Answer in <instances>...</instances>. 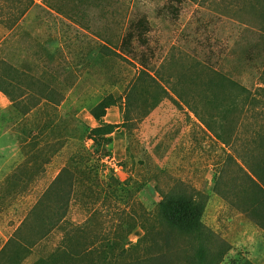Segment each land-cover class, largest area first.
Here are the masks:
<instances>
[{
	"label": "rangeland",
	"instance_id": "374dc122",
	"mask_svg": "<svg viewBox=\"0 0 264 264\" xmlns=\"http://www.w3.org/2000/svg\"><path fill=\"white\" fill-rule=\"evenodd\" d=\"M35 1L14 31L0 24V61L43 80L63 93L64 100L59 107H37L24 117L26 105L44 102L43 98L31 94L28 83L21 84L27 98L16 105L0 91V138L7 144L4 136L10 133L16 140L14 145L7 144L9 162L0 172V249L9 240L13 244L5 259L11 253L13 260L24 259L25 249L16 241L29 246L37 219L24 230L23 241L16 231L61 170H73L78 163L86 173L84 182L93 190L85 191L87 205L81 197L71 199L67 227L89 221L91 239L111 238L122 211L133 204L136 210L140 204L153 212L162 200L158 189L167 193L183 182L209 196L203 221L215 235L211 248L226 249L221 264H264V199L256 196L242 170L250 138L264 124V94L258 91L263 86L264 0H47L60 7L63 15L49 12L46 0ZM141 18L150 28L147 44H135L136 57L159 71L164 87L194 90L211 72L248 88L246 113L229 112L223 99L211 111L223 123V130L217 128L230 135L229 145L217 140L186 104H175L171 98L147 117L133 116L126 127L123 109L111 107L106 122L122 125L112 135V143L88 139L98 127L91 109L110 94L123 97L141 67L136 58L108 56L101 47L109 41L112 46L118 44ZM181 74L202 79L194 76L193 85L177 84ZM234 85L225 83V92H240ZM204 111L211 114L208 108ZM224 115L227 118L222 121ZM49 121L54 130L43 137L39 127ZM45 157L48 163L43 162ZM32 172L37 174L30 179ZM14 176L23 182L9 188L13 192L8 195L4 181ZM141 227L139 223L130 235V245L143 237ZM62 236L55 231L33 250L46 255ZM99 247L96 244L94 249ZM179 247L172 254V264H187L178 250L189 245L181 242ZM144 256L141 253L138 259Z\"/></svg>",
	"mask_w": 264,
	"mask_h": 264
},
{
	"label": "trees",
	"instance_id": "16d2710c",
	"mask_svg": "<svg viewBox=\"0 0 264 264\" xmlns=\"http://www.w3.org/2000/svg\"><path fill=\"white\" fill-rule=\"evenodd\" d=\"M34 6H36L35 0H0V24L3 23L10 31H14ZM45 7L49 12L57 10L58 14L63 15V10L60 7L51 5L47 0ZM3 18L8 23H4ZM149 28L146 18H141L129 26V30L118 44L112 46V42L109 41L101 47L108 56L116 54L124 60L136 58L141 67H139L134 81L124 91L123 97L118 99L110 94L91 109V115L97 122L98 127L91 130L88 139L96 142L98 139L103 138L112 143V135L122 125L106 122L111 107L117 106L123 109L125 121L123 127H126L133 116L142 115V117H147L164 99L171 98L175 104L180 105V102L186 104L185 106L201 119L217 140L224 145H229L227 136L230 137V135L217 128L218 126L223 130V123L217 122L211 111L214 110L218 101L223 99L225 109L229 112L240 110L238 112H241V114L246 113L249 111L246 105L248 104L246 97L250 96L248 88L240 87L231 78L225 76L215 77L211 72L206 73L207 78L195 85L196 89L194 90L180 89L178 85L170 88L164 87L160 83L159 78L162 77L159 71H152L146 59L136 57L135 44H147L146 36ZM252 58L253 56H250L249 61L253 60ZM260 66L263 86L259 87L258 91L264 94V63ZM194 76L191 75L185 78L181 74L176 83L182 84L183 81L193 85L194 79H199L196 76L193 78ZM27 81L31 83L29 84ZM38 82H42V84L35 86ZM24 83H28L26 88L30 89L31 94L36 93L39 98L41 97L44 100V102L30 101L32 103H28L23 110L24 117L32 114L37 107L42 106L43 110L49 106L59 107L64 100L63 93L60 95L57 90L46 85L43 80L36 78L25 70L14 67L5 60L0 61V90L9 97L13 105L27 98L26 91L21 87V84ZM225 83L235 84L241 88V91L232 94L227 93L224 89ZM206 108L211 114L204 111ZM137 110L138 112H136ZM226 118L227 115H224L222 121ZM39 129H41L39 134L45 137L53 132L54 127L49 121L42 124ZM251 137L245 157V167H242V170H244L246 178L251 183L256 196L264 199V124ZM46 146L48 145L46 144ZM29 159L31 163L35 160L33 155ZM43 162L48 163V159L45 157ZM75 164L73 170L70 167L61 170L30 210L27 219L22 222L16 231H19L17 235L23 241L24 230L26 228L30 229V221H34V218L37 219L38 227L31 229L33 233L30 235L29 246H25L24 241L22 243L16 241L25 249L24 259L13 260L12 253L5 259L6 252L8 254L11 250L10 246L13 245L9 240L5 246L7 250L3 249L0 252V260H7L13 264H172V254L180 248L179 244L181 242H185L189 245V248L178 250V254L187 264H221L223 262L226 249L214 251L211 248L215 235L212 229L207 227L203 221L209 196L204 192L188 187L183 182L175 184L167 193L158 189L162 200L153 212H148L140 204H138L139 207L136 210L132 208L133 204L128 210L122 211L120 222L111 238L99 235L97 240L96 238L95 240L91 239L88 234L90 231L88 226L91 224L89 221L80 226L71 224V228L67 227L65 224L71 199L74 200L73 197L76 196L81 197L79 198L80 201L87 205L89 197L85 196V191L93 190L84 182L83 176L86 173L78 167V163ZM36 174L32 172L30 179ZM139 223L144 230V235L137 243L130 245L129 237ZM55 231H61L63 234L56 248L46 255L37 254L33 248L36 245L39 247ZM96 244H99L100 247L95 250ZM41 251L43 252V250ZM95 253L97 255L91 257ZM141 253L145 256L138 259V255Z\"/></svg>",
	"mask_w": 264,
	"mask_h": 264
},
{
	"label": "crops",
	"instance_id": "0c3cea01",
	"mask_svg": "<svg viewBox=\"0 0 264 264\" xmlns=\"http://www.w3.org/2000/svg\"><path fill=\"white\" fill-rule=\"evenodd\" d=\"M5 137L7 138V140H9V142H7V144L9 143V145H14L16 143L15 137H12V135H10V133H7L4 136V138ZM7 144L2 142V139L0 138V172L4 168L5 164H7L9 162V158H8L9 156L7 155V152H8ZM22 182L23 181L18 176L8 177L4 181L5 185H4L3 191H5L6 193L8 192V195H10L11 192H13V191H11V190L7 191V189L17 188L19 186V184H21ZM4 246L2 247V249H0V252L3 250ZM0 264H13V263L10 261H7V260H0Z\"/></svg>",
	"mask_w": 264,
	"mask_h": 264
}]
</instances>
